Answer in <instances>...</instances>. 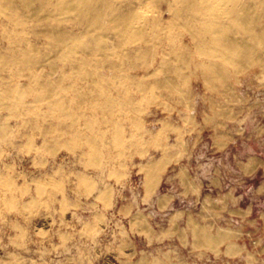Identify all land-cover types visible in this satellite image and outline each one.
I'll return each mask as SVG.
<instances>
[{"label": "rangeland", "instance_id": "obj_1", "mask_svg": "<svg viewBox=\"0 0 264 264\" xmlns=\"http://www.w3.org/2000/svg\"><path fill=\"white\" fill-rule=\"evenodd\" d=\"M152 1L128 44L107 9L58 36L0 13V264H264V44L231 29L254 56L202 59L188 0ZM239 6L264 29V0Z\"/></svg>", "mask_w": 264, "mask_h": 264}, {"label": "bare ground", "instance_id": "obj_2", "mask_svg": "<svg viewBox=\"0 0 264 264\" xmlns=\"http://www.w3.org/2000/svg\"><path fill=\"white\" fill-rule=\"evenodd\" d=\"M114 1L116 0H112V2ZM143 1L135 0V5L138 7L127 10L124 6H114L105 0H94L92 3H87L86 0H54L53 9L57 14V17H54L44 14V4H41L39 8L34 7L36 0H3V2H0V13L10 17L7 25L12 27L19 25L18 22L12 19V15L20 13L29 22L37 23L39 27H42L38 31L39 33H47L50 30L48 23L51 21L57 24L70 18L80 21L91 15L93 21L89 32L94 33L101 9H107L117 13L111 21L106 23L108 29L114 32L123 43L128 44L142 40L145 28L156 26L160 22L154 18H151V20L145 19L142 11ZM159 1L153 0L152 2ZM180 1L182 2V0H172L173 3ZM239 1L188 0V4L183 9L188 18L186 28L191 35L190 42L194 45L196 54L200 58L206 60L220 59L223 62L230 63L240 57L254 56L255 52L249 47L245 39L233 38L229 35L231 29L239 34L247 35L250 40L258 39L264 44V29L255 30L256 20L251 17L245 7L240 8ZM166 13H169V11ZM41 14L43 15L41 16ZM232 14H234L233 18L229 19ZM177 21L178 17H173V22ZM49 32L55 36L59 34L56 29ZM8 42L13 44L11 40H8ZM92 42L97 44V39ZM54 44L55 49H57L54 53L55 56L62 54L60 48L63 45L66 46L64 54L71 53L75 47L73 42L66 40H56ZM101 56L103 64L111 63L114 58L113 55L107 54ZM20 57L23 61H28L34 57V53L27 51L21 54ZM100 72L102 76L106 74L103 68ZM201 72L209 74L214 79L223 80V75L215 64L202 66ZM140 88L142 89L141 85ZM4 130L0 127L1 132Z\"/></svg>", "mask_w": 264, "mask_h": 264}]
</instances>
